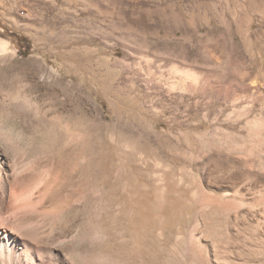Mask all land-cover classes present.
<instances>
[{"label": "rangeland", "instance_id": "374dc122", "mask_svg": "<svg viewBox=\"0 0 264 264\" xmlns=\"http://www.w3.org/2000/svg\"><path fill=\"white\" fill-rule=\"evenodd\" d=\"M0 41V264H264V0H0Z\"/></svg>", "mask_w": 264, "mask_h": 264}, {"label": "bare ground", "instance_id": "6f19581e", "mask_svg": "<svg viewBox=\"0 0 264 264\" xmlns=\"http://www.w3.org/2000/svg\"><path fill=\"white\" fill-rule=\"evenodd\" d=\"M0 42H1V44H0V47H1V46H3V43H2V41H0ZM253 122H257V121L253 120ZM254 125H255V123H254ZM14 240L15 239L12 238V236H10L8 233L3 232V231L0 232V256H1V258H2V256H4L6 261L7 260L10 261V259H12L13 255H14V252H15L14 250L16 248V243H17V241H14Z\"/></svg>", "mask_w": 264, "mask_h": 264}]
</instances>
